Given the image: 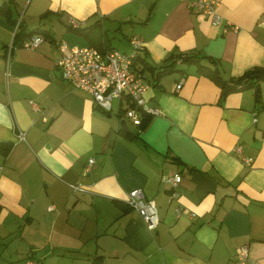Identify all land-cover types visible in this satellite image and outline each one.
<instances>
[{
  "label": "crops",
  "instance_id": "obj_1",
  "mask_svg": "<svg viewBox=\"0 0 264 264\" xmlns=\"http://www.w3.org/2000/svg\"><path fill=\"white\" fill-rule=\"evenodd\" d=\"M191 1L0 0V264H236L245 242L264 264V81L220 99L194 62L157 74L183 53L224 79L264 66V0H217L219 24ZM19 27L43 40L8 53ZM133 35L161 109L143 127L127 97L105 110L55 64L61 40L128 52ZM137 186L157 205L153 229L126 202Z\"/></svg>",
  "mask_w": 264,
  "mask_h": 264
},
{
  "label": "built area",
  "instance_id": "obj_2",
  "mask_svg": "<svg viewBox=\"0 0 264 264\" xmlns=\"http://www.w3.org/2000/svg\"><path fill=\"white\" fill-rule=\"evenodd\" d=\"M217 0H192L191 6L208 15L213 24L224 22L217 11ZM20 17L17 20L19 24ZM235 28V25H232ZM43 40L39 33H33L23 39L21 45L26 48H35ZM130 51L125 52L116 48L100 50L94 45H70L65 40L58 44L59 56L55 60L56 66L60 69L62 77L69 81L74 87L89 92L95 102L105 110H110L114 98L127 97L133 103L132 118L139 119V112H146L156 115L161 112L157 105L148 102L145 96L150 87V80L137 64V56L144 50L143 40L136 35L129 37ZM14 46L13 41L9 43L10 48ZM181 58L177 59L179 62ZM182 84V79L176 83L177 90ZM18 137L23 139L24 132L20 131ZM234 152L244 165L252 163V156L245 155L241 144L233 147ZM93 161L89 158L88 165ZM2 165L0 164V170ZM182 175L175 172L166 175L164 180L172 186L178 185ZM74 190H84L81 184L71 183ZM126 202L136 209L149 229H153L158 223L157 205L152 198H147L141 187L130 189L126 195ZM236 264H257L249 256L248 243H241L235 250ZM25 264H35L31 259H26Z\"/></svg>",
  "mask_w": 264,
  "mask_h": 264
},
{
  "label": "trees",
  "instance_id": "obj_3",
  "mask_svg": "<svg viewBox=\"0 0 264 264\" xmlns=\"http://www.w3.org/2000/svg\"><path fill=\"white\" fill-rule=\"evenodd\" d=\"M70 28L73 29L76 32H81L82 34H88V30L91 29L92 27H79V26H73L70 25ZM22 28L19 27V29L14 33L13 36V42L16 43H22L23 39H25L26 37H29L30 35H32L34 32H29L28 34H22ZM25 35V36H24ZM112 47L106 48V49H110ZM100 50H105L104 48H99ZM141 56L138 55L137 59H140ZM181 58V61H186L189 63L194 62L195 64H197L198 68L200 69L201 72L209 75L210 77H212L216 82H218V84L221 87V92H220V99L224 98V96L232 91L238 90V89H242V88H246V87H251L254 86L257 90H258V86L260 84L261 81H264V66H255L251 69H247L246 71H244L242 74L236 76V77H231L229 79H224L222 78L217 70L215 68H212L210 66H206L203 63L200 62V56L197 54H187V53H183V54H176L170 57V59L168 60V62L164 65H161L159 67H157V74L161 75V74H165L171 70H173L176 66L177 63V59ZM216 63V61H214ZM133 104V103H132ZM151 116V114L146 113V112H139V119L137 121V124L139 125V127H143V125L149 120V117Z\"/></svg>",
  "mask_w": 264,
  "mask_h": 264
},
{
  "label": "rangeland",
  "instance_id": "obj_4",
  "mask_svg": "<svg viewBox=\"0 0 264 264\" xmlns=\"http://www.w3.org/2000/svg\"><path fill=\"white\" fill-rule=\"evenodd\" d=\"M71 45V44H70ZM115 102H116V98H114L113 100H112V105L114 106L115 105ZM125 107H127L126 105H125ZM127 113H129V115L131 116V114H132V109H131V107L130 108H127ZM130 118V117H129Z\"/></svg>",
  "mask_w": 264,
  "mask_h": 264
},
{
  "label": "water",
  "instance_id": "obj_5",
  "mask_svg": "<svg viewBox=\"0 0 264 264\" xmlns=\"http://www.w3.org/2000/svg\"><path fill=\"white\" fill-rule=\"evenodd\" d=\"M121 125L124 126L125 129H127L128 131H130L129 128H128V126H127L126 123H125L124 118L121 119Z\"/></svg>",
  "mask_w": 264,
  "mask_h": 264
}]
</instances>
